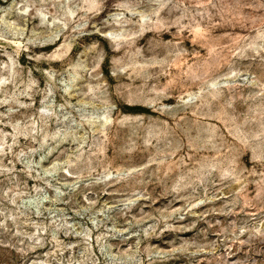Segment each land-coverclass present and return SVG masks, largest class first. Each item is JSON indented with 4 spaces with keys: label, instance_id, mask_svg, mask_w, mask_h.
Returning a JSON list of instances; mask_svg holds the SVG:
<instances>
[{
    "label": "rangeland",
    "instance_id": "obj_1",
    "mask_svg": "<svg viewBox=\"0 0 264 264\" xmlns=\"http://www.w3.org/2000/svg\"><path fill=\"white\" fill-rule=\"evenodd\" d=\"M0 264H264V0H0Z\"/></svg>",
    "mask_w": 264,
    "mask_h": 264
}]
</instances>
